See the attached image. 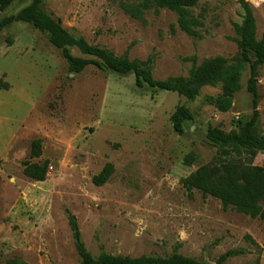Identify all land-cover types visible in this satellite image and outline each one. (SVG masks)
<instances>
[{
  "label": "rangeland",
  "instance_id": "rangeland-1",
  "mask_svg": "<svg viewBox=\"0 0 264 264\" xmlns=\"http://www.w3.org/2000/svg\"><path fill=\"white\" fill-rule=\"evenodd\" d=\"M140 2L142 0H125ZM240 0H201L192 9L201 17V38L177 27V15L150 11L145 22L126 14L119 0H43L42 8L76 38L131 60L156 58L157 80L189 77L198 65L223 57L240 60L234 25L242 24ZM253 8L257 37H264V0ZM32 0H17L0 19L16 15ZM175 29V31H173ZM75 56H83L72 49ZM260 95L257 133L264 135V66L256 62ZM0 264H78L68 211L95 258L169 257L181 254L216 264H264V219L225 210L216 198L192 196L183 180L199 167L218 161L220 149L207 138L209 127L240 133L253 115L247 90L250 66L229 113L210 104L222 83L205 86L194 101L177 93L136 86L134 75L102 72L89 66L70 74L48 36L18 22L0 33ZM186 106L194 120L175 132L171 117ZM43 140L42 157L32 143ZM195 156L189 166L186 159ZM229 158H237L233 153ZM245 154L241 158L245 159ZM49 162L44 182L26 177L24 163ZM111 163L114 174L97 186L94 177ZM254 164L264 166V152Z\"/></svg>",
  "mask_w": 264,
  "mask_h": 264
},
{
  "label": "trees",
  "instance_id": "trees-1",
  "mask_svg": "<svg viewBox=\"0 0 264 264\" xmlns=\"http://www.w3.org/2000/svg\"><path fill=\"white\" fill-rule=\"evenodd\" d=\"M17 0H0V9L7 10ZM116 1V0H115ZM201 0H142L127 2L119 0L118 5L129 16L145 22V15L150 11L159 13L168 10L177 15V27L180 31L192 37L201 38L200 29L203 27L201 17L193 14L192 9L199 5ZM43 0L32 2L21 9L16 15L0 19V33L9 26L23 22L31 25L35 30L46 34L49 43L61 52L68 65L70 74H82L89 66L102 72H112L118 75H134L136 86L140 89L150 88L177 93L190 101H194L201 89L205 86H216L222 83L223 92L217 97L209 98L222 113H229L233 107L235 94L241 87L242 73L246 65L250 66V78L247 90L252 97L253 115L243 124L240 133H227L217 127H209L208 140L220 149V158L211 164L199 167L195 172L183 180V185L192 196L194 190L202 193L204 198L213 197L222 202L225 210L235 209L238 213L253 219H264V166L254 164L259 153L264 152V135L257 133L259 120L258 105L260 100L258 79L255 76V57L259 65L264 66V37H257V26L254 11L249 2L240 0L244 11L242 24L235 23L234 29L240 60L236 64H229L223 57L205 60L198 65L197 57L189 58L193 63L189 77H173L167 80H157L153 76V67L156 62L154 56L146 61L131 60L128 53L122 57L112 51L92 45L86 39L76 38L70 34L59 20L53 19L42 8ZM175 31V29H173ZM77 49L83 56H75L72 49ZM9 84L0 77V90H8ZM194 120L190 109L180 106L171 117L175 132L181 133L184 124ZM43 140L37 139L32 143L31 157H42ZM237 158H229L231 154ZM248 157L243 159V155ZM196 160L189 156L186 162L191 166ZM24 175L38 182H44L49 175V162L24 163ZM114 174V166L108 163L103 171L94 177L93 183L97 186L106 184ZM68 213L69 225L73 233L74 243L81 261L78 264H210L181 254L161 258L141 256L137 258L114 256L102 253L95 258L87 250L79 229L76 217ZM238 251H230L222 255L216 264H225L231 257L239 255Z\"/></svg>",
  "mask_w": 264,
  "mask_h": 264
}]
</instances>
